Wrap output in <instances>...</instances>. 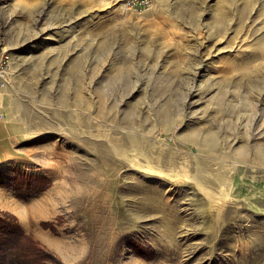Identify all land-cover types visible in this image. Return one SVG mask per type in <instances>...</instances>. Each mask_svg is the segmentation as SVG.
<instances>
[{
    "label": "rangeland",
    "instance_id": "rangeland-1",
    "mask_svg": "<svg viewBox=\"0 0 264 264\" xmlns=\"http://www.w3.org/2000/svg\"><path fill=\"white\" fill-rule=\"evenodd\" d=\"M4 51L0 213L42 264H264V0H0Z\"/></svg>",
    "mask_w": 264,
    "mask_h": 264
},
{
    "label": "trees",
    "instance_id": "trees-1",
    "mask_svg": "<svg viewBox=\"0 0 264 264\" xmlns=\"http://www.w3.org/2000/svg\"><path fill=\"white\" fill-rule=\"evenodd\" d=\"M16 186L17 197L26 199L23 191L36 193L42 190L47 183L45 176L22 173ZM134 249L140 253L139 245L134 244ZM145 257L149 254L140 253ZM52 254L36 242L13 215L0 213V264H42L43 259L52 258Z\"/></svg>",
    "mask_w": 264,
    "mask_h": 264
},
{
    "label": "built area",
    "instance_id": "built-area-1",
    "mask_svg": "<svg viewBox=\"0 0 264 264\" xmlns=\"http://www.w3.org/2000/svg\"><path fill=\"white\" fill-rule=\"evenodd\" d=\"M152 0H116V3L123 10H143L150 6ZM10 61V56L7 52L0 53V90L8 84L7 67Z\"/></svg>",
    "mask_w": 264,
    "mask_h": 264
},
{
    "label": "bare ground",
    "instance_id": "bare-ground-1",
    "mask_svg": "<svg viewBox=\"0 0 264 264\" xmlns=\"http://www.w3.org/2000/svg\"><path fill=\"white\" fill-rule=\"evenodd\" d=\"M211 135V134H210ZM196 134H191L190 136H189V140L190 141H195L196 140ZM211 138V137H210ZM208 141V140H207ZM209 142V141H208ZM196 143V142H195ZM210 143V145H213V143H215V142H209ZM235 157H237V158H240V159H243V158H245L246 157V152L242 149L241 151H238V152H236L235 153ZM71 179V178H70ZM15 205H17V204H15ZM35 207H37V206H28V207H23L22 208V210H26L27 212H30V213H33V214H36V213H39L41 210L37 207V208H35ZM15 208V207H14ZM24 210V211H25ZM46 214V213H45ZM42 239H43V237H41ZM49 240V239H48ZM52 240V239H51ZM50 240V241H51ZM48 242V241H47ZM54 243V242H53Z\"/></svg>",
    "mask_w": 264,
    "mask_h": 264
}]
</instances>
